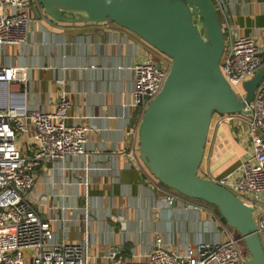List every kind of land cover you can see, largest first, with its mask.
I'll list each match as a JSON object with an SVG mask.
<instances>
[{
    "label": "crops",
    "instance_id": "obj_1",
    "mask_svg": "<svg viewBox=\"0 0 264 264\" xmlns=\"http://www.w3.org/2000/svg\"><path fill=\"white\" fill-rule=\"evenodd\" d=\"M218 12L225 40L230 31L255 36L264 56V0H221ZM31 14L28 43L0 47V65L15 67L29 107L54 111L65 95L72 104L69 121H81L88 135L85 154L46 163L35 173L33 195L57 239L85 243L88 261H104L112 246L134 260L151 251L156 235L186 252L230 233L247 251L215 207L180 193L165 204L166 193L175 191L129 154L133 141L139 143L138 118L131 127L132 67L158 51L112 21L62 23L39 16L35 7ZM28 143L19 140L24 151ZM250 152L244 115L217 114L199 173L208 179L236 175Z\"/></svg>",
    "mask_w": 264,
    "mask_h": 264
},
{
    "label": "built area",
    "instance_id": "obj_2",
    "mask_svg": "<svg viewBox=\"0 0 264 264\" xmlns=\"http://www.w3.org/2000/svg\"><path fill=\"white\" fill-rule=\"evenodd\" d=\"M213 1L218 8L221 0ZM32 7L49 17L40 0H0V47L28 43ZM158 53L160 61L149 59L132 67L131 104L142 105L137 131L147 106L162 90L173 65L170 57ZM263 64L255 36L229 32L221 68L241 98L246 93L243 83ZM26 100V92L17 88L15 67L0 65V264H246L249 256L230 233L223 241H202L186 252L171 249L163 236L156 235L151 251L134 260L128 259L118 246H112L104 261H88L85 243L57 239L51 219L43 217L34 198L35 173L46 163L85 154L87 127L81 121H69L72 104L65 95L50 112L29 107ZM248 109L244 119L251 152L244 158L241 172L211 180L253 208L264 249V78ZM21 137L28 139L27 151L20 148ZM138 146L133 141L129 154L141 165L136 154ZM178 197V193L169 191L164 203L172 205Z\"/></svg>",
    "mask_w": 264,
    "mask_h": 264
},
{
    "label": "water",
    "instance_id": "obj_3",
    "mask_svg": "<svg viewBox=\"0 0 264 264\" xmlns=\"http://www.w3.org/2000/svg\"><path fill=\"white\" fill-rule=\"evenodd\" d=\"M62 23L107 22L129 29L172 59L162 90L139 126V155L160 183L191 199L215 205L243 239L246 264H264L253 208L199 173L214 113L249 115L264 64L243 83L241 98L221 68L225 35L213 0H40ZM36 13L40 16L38 7ZM158 66H160L158 64ZM142 105L133 112L131 127Z\"/></svg>",
    "mask_w": 264,
    "mask_h": 264
},
{
    "label": "trees",
    "instance_id": "obj_4",
    "mask_svg": "<svg viewBox=\"0 0 264 264\" xmlns=\"http://www.w3.org/2000/svg\"><path fill=\"white\" fill-rule=\"evenodd\" d=\"M262 58H263V61H264V56L262 55ZM217 114H219V113H214V115H213V119H212V122H213V120L215 119V116L217 115ZM164 185V184H163ZM166 186V185H165ZM167 187V186H166ZM167 188H169V187H167ZM195 200H197V199H195ZM197 201H200V202H203V203H206V204H208V205H210V206H213V207H215L216 209H217V207L215 206V205H212V204H210V203H207V202H204V201H202V200H197ZM241 237V236H240ZM242 239V238H241ZM242 241H243V239H242ZM244 242V241H243ZM247 250V249H246ZM246 252V251H245ZM244 251H243V253H245ZM247 253H248V251H247ZM246 253V254H247Z\"/></svg>",
    "mask_w": 264,
    "mask_h": 264
},
{
    "label": "rangeland",
    "instance_id": "obj_5",
    "mask_svg": "<svg viewBox=\"0 0 264 264\" xmlns=\"http://www.w3.org/2000/svg\"><path fill=\"white\" fill-rule=\"evenodd\" d=\"M155 60L156 61H160L161 60V58L159 57V56H156L155 57ZM138 149H139V146H138ZM136 154L138 155L139 154V152H136ZM139 157H140V155H139ZM155 179H157V178H155ZM157 181H159L158 179H157ZM172 191H175V192H177L176 190H174V189H172V188H170ZM178 193V192H177ZM240 245V244H239ZM241 248V247H240ZM242 250V249H241ZM247 253V251L245 252V254ZM246 255H248L249 257H250V255H249V252L246 254Z\"/></svg>",
    "mask_w": 264,
    "mask_h": 264
}]
</instances>
